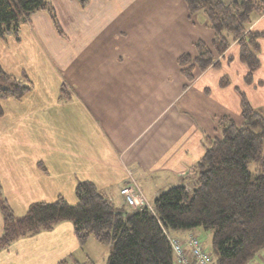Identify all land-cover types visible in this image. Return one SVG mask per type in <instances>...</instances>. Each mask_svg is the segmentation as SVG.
Here are the masks:
<instances>
[{
  "label": "crops",
  "instance_id": "1",
  "mask_svg": "<svg viewBox=\"0 0 264 264\" xmlns=\"http://www.w3.org/2000/svg\"><path fill=\"white\" fill-rule=\"evenodd\" d=\"M57 1L52 0L56 6ZM125 1L136 13L135 19L125 15L127 26ZM78 5L69 28L63 25L66 35L47 10H40L18 33L0 38L3 68L34 84L21 99L0 100V191L19 215L35 202L60 196L76 203V185L84 180L118 207L128 206L120 190L131 180L152 205L171 187L192 189L205 137L220 135L224 116L243 122L241 92L254 107L264 97V15L250 28L263 33L261 67L250 82L237 42L219 67L197 70L188 81L178 58L196 56L195 42L212 46L215 36L204 13L191 14L184 0ZM196 232L172 234L185 238ZM84 245L73 222L62 221L14 241L0 251V264H56ZM84 259L95 264L91 255Z\"/></svg>",
  "mask_w": 264,
  "mask_h": 264
},
{
  "label": "trees",
  "instance_id": "2",
  "mask_svg": "<svg viewBox=\"0 0 264 264\" xmlns=\"http://www.w3.org/2000/svg\"><path fill=\"white\" fill-rule=\"evenodd\" d=\"M191 14L202 12L214 30L212 47L199 39L196 56L178 58L188 81L197 70L219 67L233 42L240 47V59L248 68V82L261 67L259 39L263 33L251 25L264 15V0H184ZM86 8L91 0H78ZM47 10L61 35L63 30L48 0H0V38L18 33L33 13ZM29 78L7 72L0 63V100L21 99L32 89ZM222 79V85H228ZM65 88V87H64ZM63 88V89H64ZM242 95L243 122L230 116L218 122L219 136L205 137V153L193 168L192 189L177 185L160 193L153 208L118 207L91 181H79L78 201L60 196L52 202H35L23 216H17L1 201L3 230L0 251L21 237L51 230L62 221H71L81 245L90 237L112 246L107 264H176L168 233L171 230H214L212 250L218 264H249L264 248V117ZM1 111V108H0ZM260 168L254 174L249 163ZM56 264H94L65 258Z\"/></svg>",
  "mask_w": 264,
  "mask_h": 264
},
{
  "label": "rangeland",
  "instance_id": "3",
  "mask_svg": "<svg viewBox=\"0 0 264 264\" xmlns=\"http://www.w3.org/2000/svg\"><path fill=\"white\" fill-rule=\"evenodd\" d=\"M49 5L54 9L55 14H56V18L61 26L62 29H64L66 27V29L69 28L70 23V19L73 15V10L79 8L78 2H74V0H59L57 1V6L53 4L52 0H48ZM56 6V9L55 7ZM123 11H124V24L127 26L128 25V21L129 18H125L126 14H130L132 19L136 18V13L135 10L132 6V2H128L125 1L123 2ZM56 10H58V13L56 12ZM58 14V15H57ZM64 25V28H63ZM59 32V31H58ZM64 33V32H63ZM63 35H66L65 33ZM73 35V39H74V34ZM212 47V46H211ZM220 60L223 57H219ZM212 67V66H211ZM20 77V76H18ZM30 80V79H29ZM27 84L30 83V85H32L33 87V82L30 81H26ZM256 110L259 112V114L264 117V97L263 98H259L258 97V106L255 107ZM260 168L259 164L256 162H250L249 163V169L254 173H258V169ZM6 196L4 194V192L0 191V215L2 216V212H1V204L3 200H5ZM17 216H23V215H19L16 214ZM3 217V216H2ZM0 222H1V217H0ZM197 229V234L198 236L204 241L206 248L208 250L212 249V239H213V233L214 230L211 228L205 229L204 227H197L195 228ZM183 232H188L189 230H182ZM180 231V232H182ZM171 233H175L178 232L176 230H171ZM112 249V246L109 244H101L99 243L94 237H91V239H89V241L84 245L83 249H78L76 255L74 254V256L72 257V259H79L82 261H85V257L87 255H91V257L93 258V260L95 261V264H107V258L110 254V251ZM264 257V248H262L255 256L254 258V262H258L259 259H261V257ZM213 264H218V257L215 254L214 257V262Z\"/></svg>",
  "mask_w": 264,
  "mask_h": 264
},
{
  "label": "built area",
  "instance_id": "4",
  "mask_svg": "<svg viewBox=\"0 0 264 264\" xmlns=\"http://www.w3.org/2000/svg\"><path fill=\"white\" fill-rule=\"evenodd\" d=\"M120 193L130 206L152 209L151 204L135 180H131V183L124 185ZM168 237L173 248L176 264H213V252L206 248L204 241L198 235L191 233L185 238H181L168 234ZM249 264H264V257L261 262H251Z\"/></svg>",
  "mask_w": 264,
  "mask_h": 264
}]
</instances>
